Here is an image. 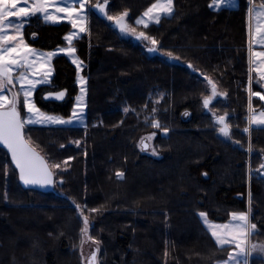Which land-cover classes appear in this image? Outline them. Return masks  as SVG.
<instances>
[{
    "label": "trees",
    "instance_id": "16d2710c",
    "mask_svg": "<svg viewBox=\"0 0 264 264\" xmlns=\"http://www.w3.org/2000/svg\"><path fill=\"white\" fill-rule=\"evenodd\" d=\"M155 1L108 5L109 15L127 10V22L159 42L155 52L147 51L148 41L123 39L112 22L91 11L87 34L74 42L87 80L85 128L26 126V137L49 163L71 158L62 184L50 192L24 188L0 148V264H81L83 221L76 204L85 208L91 236L100 241L99 264L226 259L232 247L216 246L199 212L215 223L227 222L231 212H248L257 225L251 239L264 243V128L248 123V0L219 10L209 8L213 0H173L172 15L147 29L135 25ZM70 30L35 17L23 34L30 47L52 51L64 46ZM52 67L51 85L37 88L34 101L45 113L69 116L78 92L76 69L65 56L55 57ZM204 76L226 94L213 100L212 111L202 106L210 95ZM252 88L264 94L257 82ZM61 90L63 101L43 99ZM252 102L255 111H264V101ZM212 112L227 113L230 139L216 130ZM153 120L161 127L153 128ZM152 133L153 148L140 150L141 138ZM74 139L79 147L69 145ZM250 264H264V258L253 254Z\"/></svg>",
    "mask_w": 264,
    "mask_h": 264
},
{
    "label": "snow or ice",
    "instance_id": "6c2138e0",
    "mask_svg": "<svg viewBox=\"0 0 264 264\" xmlns=\"http://www.w3.org/2000/svg\"><path fill=\"white\" fill-rule=\"evenodd\" d=\"M108 5L109 0H102V2L97 0L94 4L90 0H0V145L7 149V153L11 156V163L19 172V180L25 186H54L56 183L54 177L57 175L55 170L61 168L59 163H49L32 146L30 138L25 135L26 126L37 123L70 125L74 122L83 121L86 108L84 99L87 81L80 75L83 62L75 57L76 48L72 44L73 40L78 38L79 33L88 31V13L91 11L99 13L112 22L121 34L131 35L141 42L148 41L151 47H148L147 51H157L159 42L156 39L144 31L137 32L136 28L127 22L126 18L129 16L127 10L119 15H109ZM223 5L234 7V0H213V3L209 4V8H220ZM173 11V0H157L142 13L141 17L135 20V25H142L147 29L149 22L158 23L162 15L170 16ZM38 14L45 22L57 23L64 19L71 25L72 29L77 30L64 36V40L68 42V47H61L56 51L45 53L30 47L25 42L23 38L25 22L28 18ZM248 17L250 21L248 29L249 73L251 74L253 70L256 71L258 74L257 84L264 89V51L253 50L254 45L264 48V4L256 8L252 6V0H249ZM253 19L255 20L254 30L251 23ZM58 53L72 57V63L76 66L77 83L80 85V94L76 97V103L73 105L68 119H64L62 116L48 115L33 102V93L37 90V85L50 84L53 74L51 62ZM164 54L169 59L179 60V57H173L172 52ZM254 65L258 66L254 68ZM187 67L196 71L192 64H188ZM204 80L210 86V95L203 97L202 106L204 109L212 111L210 105L213 100L217 96L226 94L218 92L216 84L208 76H204ZM65 96L66 91L61 90L49 92L44 98L54 97L56 101H63ZM253 97H258L260 101H264V94L253 90L252 76L250 75L248 123L250 126H261L264 125V111L257 113L254 110ZM152 111L154 113L156 109L153 108ZM124 112L128 113L129 109L125 108ZM212 123L221 136L231 138L227 113L218 116L212 112ZM151 126L153 128L161 127L155 120L152 121ZM163 131L167 134L168 129L164 128ZM244 132H249V127L244 128ZM154 136L155 133H152L147 138H141L142 150L148 147L145 139L151 140ZM75 143L79 145L80 142L76 141ZM153 154H156L154 149ZM64 164H67V161H64ZM4 167L7 175L10 169L7 165ZM261 169H264V164L261 165ZM123 175L122 172L116 173L118 178H122ZM75 210L83 221V227L80 230L81 244L83 245L86 240H92V243L97 246L87 258L88 264H97L100 241L93 240L89 235V217L84 214L85 208L76 204ZM88 211L97 212L98 209ZM198 215L204 221L218 248L232 247L233 250L228 253L223 264H249V257L254 253L264 255V243L251 242L250 237L255 233L257 225L250 222L248 212L229 213L230 220L227 223L209 222L205 212H199Z\"/></svg>",
    "mask_w": 264,
    "mask_h": 264
},
{
    "label": "rangeland",
    "instance_id": "374dc122",
    "mask_svg": "<svg viewBox=\"0 0 264 264\" xmlns=\"http://www.w3.org/2000/svg\"><path fill=\"white\" fill-rule=\"evenodd\" d=\"M157 1H155L154 3H156ZM152 5V4H151ZM151 5H149L148 7H150ZM18 6H21V5H18ZM147 7V8H148ZM146 8V9H147ZM146 9H145V11H146ZM144 11V12H145ZM143 12V13H144ZM90 13L91 12H89L88 13V15H89V18H90ZM59 15H63V14H59ZM142 15V14H141ZM141 15H140V17H141ZM163 16V15H162ZM35 17H39V18H41L40 16H39V14L37 15V16H34V17H30V18H28L27 20H26V22H25V25L27 24V22L30 20V19H32V18H35ZM13 20L15 19V18H12ZM42 19V18H41ZM126 20H127V18H126ZM42 21L44 22V23H46V24H52V25H59V24H61V23H66L67 25H69L70 26V28H71V30H70V32L69 33H71V32H73V31H77V30H75V29H72V27H71V25L66 21V20H64V19H61L59 22H57V23H53V22H51V21H49V22H45L43 19H42ZM88 22H89V20H88ZM25 27V26H24ZM87 28H88V24H87ZM117 29V28H116ZM117 31H118V34L123 38V39H126V40H132V41H136L137 39L135 38V37H133V36H131V35H126V34H121L120 32H119V30L117 29ZM137 32H140V31H138L137 30ZM23 33H24V28H23ZM68 33V34H69ZM87 34V31L86 32H84V33H79V36H78V38H75L74 40H73V44H72V46L74 47V42L76 41V40H78V39H80L81 37H83V36H85ZM23 38H24V34H23ZM25 40V39H24ZM137 41H139V40H137ZM61 47H68V42L66 41V40H64V46H61ZM61 47H58V48H61ZM33 48V47H32ZM57 48V49H58ZM36 49V48H35ZM57 49H55V50H52V51H56ZM38 51H40V52H49V51H42V50H39V49H37ZM75 55V57H77L78 59H79V57H78V55H77V53H75L74 54ZM57 56H65L68 60H69V62L75 67V69H76V66L72 63V57H69V56H66L65 54H63V53H58L56 56H54L53 57V59L55 58V57H57ZM53 59H52V61H53ZM80 60V59H79ZM51 67H52V62H51ZM84 70H85V66L84 65H82V69H81V72H80V75L81 76H83L84 78H85V80H86V76H85V74H84ZM52 73H53V67H52ZM52 77H53V74H52ZM51 80H52V78H51ZM87 81V80H86ZM51 85V81H50V84H48V85H37V88H39V87H41V86H50ZM76 86H77V88H78V92H77V95H76V97L80 94V85L77 83V74H76ZM17 87H19V85H17ZM85 87H86V96H85V99H84V103L86 104V99H87V83H86V85H85ZM249 87V86H248ZM34 94H35V92L33 93V102L35 103V101H34ZM76 97H75V100H74V104L76 103ZM220 97V99H222V100H225V95H223V96H219ZM21 100H22V97H21ZM73 104V105H74ZM73 108V107H72ZM260 111H262V110H259L258 112H260ZM72 112V111H71ZM46 114H48V115H57V114H49V113H46ZM71 115V114H70ZM70 115L69 116H62V115H57V116H62L64 119H68L69 117H70ZM86 124H87V119H86V108H85V110H84V115H83V121L82 122H74V123H72V124H70V125H55V124H51V125H46V124H39V123H37V124H31V125H28V126H35V127H74V128H85L86 127ZM148 136H145L144 138H147ZM76 141H79L80 143H79V145H77L75 142ZM152 141H153V138L151 139V140H147V139H145V143L148 145V149H147V151H144V150H142V146H141V140H140V150H142V151H144V152H148V151H150L153 147H152ZM31 143H32V146L33 147H36L37 149H39L36 145H34L33 144V142L31 141ZM80 144H81V141L80 140H77V139H74V140H72V141H70V144L69 145H71V146H73V147H79L80 146ZM48 160L49 161H51L50 160V158L48 157ZM64 161H67V164H64ZM69 162H70V159H64V160H60V161H58V162H55V163H59L60 165H61V168L60 169H58V170H55L56 172H57V175L55 176L56 177V185H60V184H62V179L60 178V176H61V174H65L66 172H68V169H69V167H68V164H69ZM50 163H53V162H50ZM15 200H17V199H15ZM14 205V204H13ZM89 224H90V228H89V235L91 236V228H92V226H93V224H92V221H91V219H89ZM83 227V226H82ZM92 237V236H91ZM81 239H82V237H81ZM92 239L93 240H97V239H94L93 237H92ZM250 239H251V237H250ZM251 242L252 243H261V242H259L257 239H254V240H252L251 239ZM96 245L95 244H93L92 243V240H86L84 243H83V245L81 244V242H80V244H79V249H78V252H79V256H80V260H81V264H88V261H87V258L88 257H90V255H91V252L93 251V250H95L96 249ZM99 248H100V244H99ZM254 255L255 256H259V257H263L264 258V255H260V254H257V253H254ZM249 259H251V256L249 257ZM100 263V251L99 252H97V264H99Z\"/></svg>",
    "mask_w": 264,
    "mask_h": 264
},
{
    "label": "crops",
    "instance_id": "0c3cea01",
    "mask_svg": "<svg viewBox=\"0 0 264 264\" xmlns=\"http://www.w3.org/2000/svg\"><path fill=\"white\" fill-rule=\"evenodd\" d=\"M212 3H213V1H212ZM234 4H235L234 7H229V6H227V5H223V6H221L220 8H215V7H213L212 9H213V10H219V9H221V8H233V9H234V8H237V6H238V0H234ZM262 4H264V0H257V1H255V2H254V0H252V6H254V7H256V8H259V6L262 5ZM248 8H249V0H248ZM161 17H162V16H161ZM153 22H155V21H151V22H149V23H153ZM246 23H247V38H248V41H249L248 29H249V23H250V21H249V17H248V11H247V21H246ZM251 23H252V25H253V30H254L255 20L253 19V20L251 21ZM253 50H254V51H264V48H261V47H259V46L254 45V46H253ZM256 66H258V65H254L253 67L255 68ZM248 68H249V51H248ZM249 75L252 76V81L257 82V80H258V74L256 73L255 70H253V71L251 72V74L249 73ZM262 90H263V92H264V89H262ZM255 98L259 99L258 97H255ZM256 112L259 113L258 111H256ZM249 126H250V125H249ZM250 127L264 128V125H261V126L251 125ZM199 219H200L202 225L204 226V228L207 230L204 221H202L200 217H199ZM229 220H230V219H229ZM229 220H228L227 222H229ZM208 221H209V222H212V221H210L209 219H208ZM227 222H225V223H227ZM212 223H215V222H212ZM207 232L210 234V232H209L208 230H207ZM210 236H211V234H210ZM211 238H212V237H211ZM212 239H213V238H212ZM213 241H214V239H213ZM214 242H215V241H214ZM225 247H231V246H225ZM232 250H233V249H231V251H232ZM226 259H227V258H226ZM226 259H224V260H226ZM224 260L218 261V262H216L215 264H223V261H224ZM249 264H250V259H249Z\"/></svg>",
    "mask_w": 264,
    "mask_h": 264
},
{
    "label": "water",
    "instance_id": "95a60500",
    "mask_svg": "<svg viewBox=\"0 0 264 264\" xmlns=\"http://www.w3.org/2000/svg\"><path fill=\"white\" fill-rule=\"evenodd\" d=\"M94 12H95V11H94ZM95 13H96V12H95ZM96 14L99 15V16H102V15H100L99 13H96ZM46 95H47V94H46ZM46 95H44V97H45ZM44 97H43V99H44L45 101H47V102H61V101H56V100L54 99V97H49L48 99H45ZM0 148L6 152V154H7L8 158H9V160L11 161V156H10V154L7 153V149H5L2 145H0ZM147 149H148V147H147L146 149H144V151H147ZM12 166H13V168L15 169V165L12 164ZM16 172H17V174H18V176H19V172H18V170H16ZM19 181H20V180H19ZM20 183H21V185H22L24 188H27V189H33V190H37V191H41V192H50V191L53 189V186H47V187L25 186L21 181H20Z\"/></svg>",
    "mask_w": 264,
    "mask_h": 264
}]
</instances>
